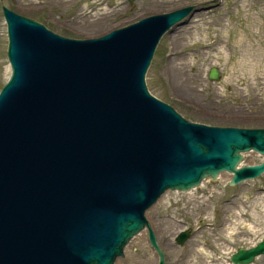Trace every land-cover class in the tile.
Here are the masks:
<instances>
[{"label":"water","instance_id":"water-1","mask_svg":"<svg viewBox=\"0 0 264 264\" xmlns=\"http://www.w3.org/2000/svg\"><path fill=\"white\" fill-rule=\"evenodd\" d=\"M193 8L73 38L2 6L11 72L0 88V264H114L164 191L264 172V159L241 165L243 153L264 156V127L189 121L146 86L165 32ZM261 254L264 234L230 261Z\"/></svg>","mask_w":264,"mask_h":264},{"label":"rangeland","instance_id":"rangeland-1","mask_svg":"<svg viewBox=\"0 0 264 264\" xmlns=\"http://www.w3.org/2000/svg\"><path fill=\"white\" fill-rule=\"evenodd\" d=\"M193 5L196 10L191 17L165 32L145 74L147 88L190 121L264 127V0H0V88L10 74L2 6L65 36L83 38ZM213 66L220 71L216 81L207 77ZM174 69L183 76L180 89ZM262 159V155L249 152L243 163ZM228 179L225 172L186 191L167 190L147 211L167 247L165 264H177L179 252L174 249L173 237L185 226L198 232L189 241L184 263L178 264H231L226 258L229 253L262 236L264 173L236 186H229ZM233 196L236 204L224 226L211 232L209 224L215 221L210 207ZM155 257L139 232L114 264H155ZM251 264H264V255Z\"/></svg>","mask_w":264,"mask_h":264},{"label":"flooded vegetation","instance_id":"flooded-vegetation-1","mask_svg":"<svg viewBox=\"0 0 264 264\" xmlns=\"http://www.w3.org/2000/svg\"><path fill=\"white\" fill-rule=\"evenodd\" d=\"M128 3H130V2L128 1ZM234 198L235 197L233 196L231 198L222 199V201L219 204H217V206L216 205L215 206L212 205L210 207L211 209H213L211 218H212L213 221H215V223H210L209 224L210 225L209 228H210V231L211 232H218L219 229H222V227L225 224V220L227 219L226 216L229 215L230 208L232 207V205H235L236 204V202H234L232 200ZM234 215H236V217L241 216L239 213H235ZM146 217H147V221H148L149 228L147 226H145L144 229H142V231H144V234H145V236H143L144 237V240L147 243L148 248L151 249L155 253V256H156L155 257V264H159L158 256H157V254L155 252L154 247L150 243L149 236H148V232H149V230H151L152 233H153V235H154V237H155L156 243L158 244L159 248L164 253V262L162 264H165V262H166L165 257H166V255L168 253V251H166L167 250V247H165L164 244L159 239L158 230L156 229V226L154 225V222L149 217V215L147 214V212H146ZM183 229H185L187 231L188 236L186 237V239L181 244H179L178 241H177V234H178L179 231H181ZM183 229H181L178 232H176L175 235H174V237H173V243H174L173 246H174V249H175L176 252H179L178 253V259H176V262L178 261L177 264L178 263H182V262L184 263L185 259L187 258V253L189 252V249H190V246H188L189 241L192 240L193 239V236L198 232V230L195 231L194 229H191L188 226H185ZM211 235L214 236V233H211ZM186 244H187V246H186ZM163 246H164V249L162 248ZM239 247L237 246L235 249H237ZM183 250H185V251H183ZM226 258L229 261V256L228 255H227ZM174 264H176V263H174Z\"/></svg>","mask_w":264,"mask_h":264},{"label":"bare ground","instance_id":"bare-ground-1","mask_svg":"<svg viewBox=\"0 0 264 264\" xmlns=\"http://www.w3.org/2000/svg\"><path fill=\"white\" fill-rule=\"evenodd\" d=\"M173 10V9H172ZM196 9H195V7L193 8V10L188 14L189 16L187 17V18H189V17H191V15H192V13H193V11H195ZM174 27V26H173ZM173 27H171V29L173 28ZM111 30V29H110ZM107 31H109V30H107ZM107 31H105V32H103V33H100V34H98V35H95V36H90V37H96V36H99V35H102V34H104V33H106ZM173 38V37H172ZM248 50H250V51H253V48L252 47H249L248 48ZM171 65H172V59H171ZM171 65H169V68H172V66ZM177 69V68H176ZM172 70V69H171ZM176 71H178V70H175L174 69V74H176L177 75V81L179 80L178 79V77H180V82H179V89L181 88V86H182V82H181V79H183V76H181L178 72L176 73ZM185 84V82L183 81V85ZM161 197V196H160ZM160 199V198H159ZM152 208V207H151ZM137 235H139L138 233H137ZM140 235H142V236H145V234H144V231H140ZM136 236V235H135ZM134 236V237H135Z\"/></svg>","mask_w":264,"mask_h":264}]
</instances>
